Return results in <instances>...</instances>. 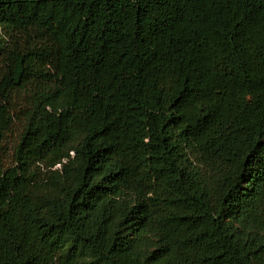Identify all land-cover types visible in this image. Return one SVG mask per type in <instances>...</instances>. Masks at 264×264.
Returning <instances> with one entry per match:
<instances>
[{
	"label": "trees",
	"instance_id": "1",
	"mask_svg": "<svg viewBox=\"0 0 264 264\" xmlns=\"http://www.w3.org/2000/svg\"><path fill=\"white\" fill-rule=\"evenodd\" d=\"M0 264H264V0H0Z\"/></svg>",
	"mask_w": 264,
	"mask_h": 264
}]
</instances>
